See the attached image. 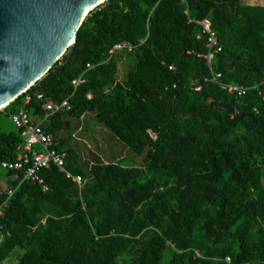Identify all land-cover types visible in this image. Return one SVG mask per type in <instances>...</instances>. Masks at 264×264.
Returning <instances> with one entry per match:
<instances>
[{
    "label": "trees",
    "instance_id": "16d2710c",
    "mask_svg": "<svg viewBox=\"0 0 264 264\" xmlns=\"http://www.w3.org/2000/svg\"><path fill=\"white\" fill-rule=\"evenodd\" d=\"M205 18L223 45L215 71L245 95L223 90L199 56L208 51L197 23ZM124 40L133 52L111 55ZM67 99L71 108L45 126L82 185L56 166L42 171L46 190L5 169L0 182L16 192L0 216V261L19 252L17 264H264V6L107 0L74 48L0 111L1 167L23 142L11 115L24 108L45 118L46 101ZM88 114L132 151L130 163L87 171L73 161L61 133Z\"/></svg>",
    "mask_w": 264,
    "mask_h": 264
},
{
    "label": "water",
    "instance_id": "95a60500",
    "mask_svg": "<svg viewBox=\"0 0 264 264\" xmlns=\"http://www.w3.org/2000/svg\"><path fill=\"white\" fill-rule=\"evenodd\" d=\"M103 1L0 0V111L74 48L82 23Z\"/></svg>",
    "mask_w": 264,
    "mask_h": 264
},
{
    "label": "built area",
    "instance_id": "2783aa9c",
    "mask_svg": "<svg viewBox=\"0 0 264 264\" xmlns=\"http://www.w3.org/2000/svg\"><path fill=\"white\" fill-rule=\"evenodd\" d=\"M201 26L203 34L206 36V46L208 51L203 56L208 63V66L212 73V80L218 82L221 88L229 93L243 96L247 92V88L242 85L233 84L222 80V73L215 71L213 67V61L217 54L223 51V45L214 30L213 22L210 18L197 21ZM134 45L124 40L118 42L110 50V54L128 52L131 53L134 50ZM93 64H88V69H92ZM174 70V66L169 67ZM85 81L84 75L73 80L75 87H78ZM202 86L197 85L196 90H201ZM39 100H44L42 93L37 94ZM31 97L26 96V101L29 102ZM71 104L69 100L62 102H55L48 100L45 103L47 120L51 115L63 111L69 110ZM11 118L17 129L21 130L23 142L17 148V154L14 160L2 162V167L8 171H13L14 174L11 177L13 181L19 180L20 184L24 182L38 183L47 189L45 178L42 176V171L49 169L52 166H56L61 172H63L67 178L72 179L78 185H82L83 179L79 174H74L67 169L68 154L65 151H60L55 147V137L53 133L49 132L45 126V121H36L30 116L26 109L21 108L18 112L11 115ZM16 189L4 187L0 182V216L4 215L5 209L8 206L10 198L15 194Z\"/></svg>",
    "mask_w": 264,
    "mask_h": 264
},
{
    "label": "rangeland",
    "instance_id": "374dc122",
    "mask_svg": "<svg viewBox=\"0 0 264 264\" xmlns=\"http://www.w3.org/2000/svg\"><path fill=\"white\" fill-rule=\"evenodd\" d=\"M246 4L258 3V0H243ZM127 56L124 57V60ZM126 63L121 65L122 72L126 69ZM155 137V134L152 133ZM61 136L66 139L65 149H74L78 158V165L82 166L87 171L97 163H111L118 160H123L125 163H130L132 151L105 126L99 123L95 114H88L81 119H72V125L69 130L61 133ZM144 156H139L135 163L131 166L142 164ZM5 169L0 166V180L7 181L9 178L5 176ZM264 183V172L262 175ZM1 241V237H0ZM19 252H15L10 259L0 261V264H17Z\"/></svg>",
    "mask_w": 264,
    "mask_h": 264
},
{
    "label": "crops",
    "instance_id": "0c3cea01",
    "mask_svg": "<svg viewBox=\"0 0 264 264\" xmlns=\"http://www.w3.org/2000/svg\"><path fill=\"white\" fill-rule=\"evenodd\" d=\"M242 1H243V0H242ZM258 1H259L258 3H253V4H252V3H251V4L248 3V5H261V6H264V0H258ZM243 3H244V2H243ZM246 4H247V3H246ZM34 119H35L36 121H42V120L45 121V120H44L45 118H37V117H36V118H34Z\"/></svg>",
    "mask_w": 264,
    "mask_h": 264
},
{
    "label": "bare ground",
    "instance_id": "6f19581e",
    "mask_svg": "<svg viewBox=\"0 0 264 264\" xmlns=\"http://www.w3.org/2000/svg\"><path fill=\"white\" fill-rule=\"evenodd\" d=\"M106 2V0H104L101 4H103V3H105Z\"/></svg>",
    "mask_w": 264,
    "mask_h": 264
}]
</instances>
